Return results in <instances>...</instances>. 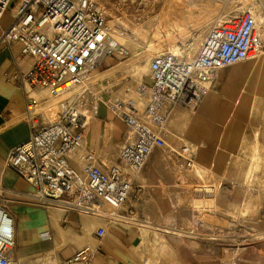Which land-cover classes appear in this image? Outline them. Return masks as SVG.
Returning <instances> with one entry per match:
<instances>
[{
    "label": "built area",
    "instance_id": "2783aa9c",
    "mask_svg": "<svg viewBox=\"0 0 264 264\" xmlns=\"http://www.w3.org/2000/svg\"><path fill=\"white\" fill-rule=\"evenodd\" d=\"M7 11L13 19L0 31V47L19 43L21 53L30 56L33 64L19 74L27 87L26 119L32 132L11 148L6 165L32 184L34 196L43 206L107 221L147 224L127 201L134 176L156 149L167 145L168 105L195 108L211 90L221 68L264 51L260 11L249 5L214 22L193 56L182 51L154 54L149 61L151 82L141 79L137 86L143 94L140 101L135 97L112 101L104 93L112 91L115 82L106 78L107 83L100 87L94 72L106 58L116 57L124 49L102 3L0 0V19ZM36 88L45 91L46 97L32 94ZM103 101L127 125L117 161L112 163L102 162L86 143L88 127ZM195 155L188 142L174 151L180 174L194 167ZM161 230L168 233L171 228ZM105 233L104 226L97 229L99 237ZM15 245V217L0 183V264H20ZM94 257V250L86 246L68 258H51L52 264H95Z\"/></svg>",
    "mask_w": 264,
    "mask_h": 264
},
{
    "label": "rangeland",
    "instance_id": "374dc122",
    "mask_svg": "<svg viewBox=\"0 0 264 264\" xmlns=\"http://www.w3.org/2000/svg\"><path fill=\"white\" fill-rule=\"evenodd\" d=\"M98 1L105 6L108 21L117 32L116 40L124 49V53L116 55L117 61H131V66L123 67L120 73L113 70L97 74L98 83L101 87L107 83L106 78L112 79L115 85L111 92L121 98L135 95L143 98L137 86L141 79L151 82L149 61L154 54L178 50L193 56L209 27L224 15L249 5H259L262 10L259 7L258 10L264 15V0H202L204 9L198 16H193V6L186 3L175 9L172 0ZM196 17L200 18L199 27L193 24ZM176 19L184 23V29L170 27L173 40L163 29L157 32L162 22L173 24ZM263 59L264 52L223 70V79L226 74H231L225 80V93H239L225 94L222 90L220 94H211L205 104L219 109V121L225 119L227 126L233 119V112L243 108L240 125L243 145L231 162L229 159L219 166L215 161L212 164V160L201 161L197 146L191 144L197 151V158L186 174L193 176L195 182L184 195L172 197L165 192L163 197L153 198L144 208V215H139L141 220L153 225L146 230L143 264H264V75L258 70ZM101 66L96 70L106 67ZM140 76L142 78L138 79ZM109 94L105 92L104 97L108 98ZM242 97L244 100L240 101ZM168 129L167 145L156 153L164 162L152 169V183L161 175L170 177L177 172L174 151L181 142H190L173 130L171 121ZM257 132L259 135L256 136ZM219 143L217 148L220 149L223 143ZM256 148L259 153L253 164ZM199 164L205 167L202 173H198ZM158 224L169 225L171 231H159Z\"/></svg>",
    "mask_w": 264,
    "mask_h": 264
},
{
    "label": "crops",
    "instance_id": "0c3cea01",
    "mask_svg": "<svg viewBox=\"0 0 264 264\" xmlns=\"http://www.w3.org/2000/svg\"><path fill=\"white\" fill-rule=\"evenodd\" d=\"M12 19L10 11H7L0 19V31L9 26ZM118 59L117 56L106 58L101 66L103 68L106 66L105 69L96 70L94 77L98 78L99 73L103 75L105 72L113 71V68L125 61H117ZM32 64L33 59L21 53L19 43L14 42L0 47V183L4 187L5 201L15 217L16 257L20 264H52L51 257L65 259L77 250L90 246L95 252V264H143L146 260L143 249L146 230L153 225L145 224L141 228L139 224L107 221L74 211L67 212L57 206L47 208L36 200L32 184L21 177L13 167L6 165V158L11 148L26 140L32 132V125L26 119L27 87L19 79V74L29 70ZM220 70L212 80L211 90L196 106L195 111L182 104L168 105L170 112L166 128L169 135L168 125L171 121L175 132L189 139V144L194 143L197 146L201 161L212 160V164L215 161L219 166H223L228 162L227 160L230 159L231 162L236 156L237 149L243 145L244 135L240 126L243 117L241 104L238 105L241 108L233 112V119L228 126L225 125L227 122L225 119L219 121V109L205 104L211 94L216 95L224 91L225 77L223 79L221 74L225 72ZM115 71L120 73L122 69ZM137 78L140 79L142 76ZM109 93L110 100L115 98L113 92ZM231 93L239 92L225 94ZM32 94L40 98L47 95L38 88L32 90ZM134 97L139 99L136 95ZM243 100L242 97L240 101ZM223 115L227 117L226 114ZM126 129L125 121L103 101L99 104L97 116L88 127L86 143L98 154L102 162H116ZM257 135L259 132L256 133ZM219 142L223 143L220 149L217 148ZM182 143L176 149H180ZM158 150L152 153L146 166L134 176V189L127 206L134 207L138 217L144 215V208L149 206L153 198L163 197L165 192L170 193L172 197L178 194L184 195L196 180L193 176L180 174L177 171L170 177L161 175L156 179L155 184L152 183V169L164 162V159L156 154ZM258 153L259 149L256 148L253 164L258 158ZM196 158L197 151L195 161ZM175 167L174 169H177ZM204 171L205 167L199 164L198 173ZM100 226L106 228L103 237L97 235ZM167 227L170 226L159 225L156 228L160 231L161 228Z\"/></svg>",
    "mask_w": 264,
    "mask_h": 264
},
{
    "label": "bare ground",
    "instance_id": "6f19581e",
    "mask_svg": "<svg viewBox=\"0 0 264 264\" xmlns=\"http://www.w3.org/2000/svg\"><path fill=\"white\" fill-rule=\"evenodd\" d=\"M173 1V5H174V8L175 9H178L180 6L182 7L183 5H185V3H186V5H191V6H193V8H194V14H193V16L195 15V16H198V13H200V11L202 10V9H204V4L202 3V0H172ZM257 7H259V9L260 10H262V8L258 5ZM180 12H182L181 10L179 11V14H180ZM228 15V14H227ZM227 15H225V16H227ZM189 16H191V14L189 15ZM182 17V16H181ZM180 17V18H181ZM260 18L262 19V21H263V24H264V15H263V11H260ZM178 19V18H177ZM177 19H176V23L174 22L173 24H170V23H168V22H166V23H164V22H162L159 26H158V29H157V32H160L161 31V29H163L164 31H166V33L170 36V39H174V37H172L173 35H172V31L170 30V27H178V28H181L180 30H183L184 28L182 27V25L184 24L183 22H181L180 20L179 21H177ZM183 21V20H182ZM201 22H200V18L199 17H196V19L194 20V22H193V24L195 25V26H197V27H199L201 24H200ZM204 26V25H203ZM156 35H157V33H156ZM201 44H202V42H201ZM201 44H200V46H201ZM200 48V47H199ZM171 49H174V47H171ZM164 51H171V52H179L178 50H163V51H160V52H164ZM264 51H262V52H260V53H258V54H256L254 57H252L251 59H253V58H255V57H257V56H259L260 54H262ZM260 59V58H259ZM247 60H250V59H247ZM258 60V59H257ZM241 62H244V60L243 61H238V62H235V63H233V64H231V65H234V64H237V63H241ZM147 65V64H146ZM231 65H229V66H231ZM125 66H131V61L128 59V60H125V61H123V62H121L119 65H117V67H115V68H113L112 70H116V69H123V67H125ZM145 66V65H144ZM229 66H226V67H224V68H221V70H220V72H222L225 68H227V67H229ZM257 67V66H256ZM144 69V68H143ZM258 70L260 71V73L261 74H263L264 75V59L261 61V63H259V67H258ZM100 74V73H99ZM229 76L231 77V74H226L225 75V80L227 79V78H229ZM131 97V96H130ZM116 98V97H115ZM115 98H113V99H111L112 101L115 99Z\"/></svg>",
    "mask_w": 264,
    "mask_h": 264
}]
</instances>
